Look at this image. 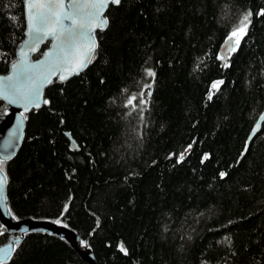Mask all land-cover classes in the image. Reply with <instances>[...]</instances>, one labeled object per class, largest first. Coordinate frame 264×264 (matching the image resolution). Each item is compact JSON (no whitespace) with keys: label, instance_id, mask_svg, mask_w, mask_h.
<instances>
[{"label":"trees","instance_id":"16d2710c","mask_svg":"<svg viewBox=\"0 0 264 264\" xmlns=\"http://www.w3.org/2000/svg\"><path fill=\"white\" fill-rule=\"evenodd\" d=\"M261 9L264 0L110 5L92 63L53 79L49 103L25 114L6 165L11 215L60 220L97 264H264V120L247 141L264 107ZM247 11L248 33L225 68L219 46ZM24 31V0H0V73ZM0 226L2 244L11 233ZM14 247L7 264H88L56 234L26 232Z\"/></svg>","mask_w":264,"mask_h":264},{"label":"snow or ice","instance_id":"6c2138e0","mask_svg":"<svg viewBox=\"0 0 264 264\" xmlns=\"http://www.w3.org/2000/svg\"><path fill=\"white\" fill-rule=\"evenodd\" d=\"M121 3L122 0H67V2L66 0H25L28 51H37L39 44L49 38L52 39L56 51L45 53V56L49 58L45 65V61H40L38 64L29 63L28 52L21 49L19 62L12 65L13 74L0 77V98L6 99L10 104L22 105L24 111L20 115L24 120L28 118L25 114L31 109L39 110L42 90L46 85L53 83L52 77L58 76L60 82H65L73 75H79L92 63L98 47L95 32L97 30L102 32L108 28L109 20L105 15L106 10L110 5L119 6ZM253 15L252 11L244 13L239 24L226 37L225 44L229 45V53H235L239 49L241 41L248 33ZM255 15L264 16V9ZM218 59L225 61L223 67H229L224 56H219ZM147 76L154 79L156 73L147 70ZM223 83L221 80L211 84L209 100ZM144 87L151 89L152 85L145 84ZM144 95L145 93L142 92L141 97ZM147 95L150 96L151 92L149 91ZM136 99L137 97L133 96L128 101L129 105H133ZM141 102L147 103L146 100ZM42 103L46 105L49 101L44 99ZM11 136L19 139L15 131L11 133ZM6 147L14 148L15 145L9 140ZM191 147L192 145H188V149ZM13 156L15 151L0 155V201L5 203V207L7 206L5 189L8 183L6 165ZM184 159L185 153H181L177 162H182ZM207 159L208 156L205 154L204 160ZM225 175L224 172L220 173L221 178ZM64 211H68L67 205ZM55 222L61 223L60 220ZM13 243L18 245L20 238L17 237ZM119 249L125 255L128 254L123 243L119 245ZM15 251V247L0 248V264H7Z\"/></svg>","mask_w":264,"mask_h":264},{"label":"water","instance_id":"95a60500","mask_svg":"<svg viewBox=\"0 0 264 264\" xmlns=\"http://www.w3.org/2000/svg\"><path fill=\"white\" fill-rule=\"evenodd\" d=\"M67 2V0H66ZM106 13V12H105ZM24 15H25V31H24V38L18 45L16 49V57L15 59L10 63L9 68L6 72L0 73V77H6L8 75H12V65L15 63H18L20 60V50L23 49L24 51L28 52V62L31 64H38L40 61H45V65L47 64L49 58L45 56V53L52 52L55 53L56 49L54 48V43L51 38L47 39L49 41L48 45L44 48V50L39 54L37 57H32L33 53H36L38 51L39 46L44 42L40 43L37 51L31 52L28 51V28H27V19H26V8H25V0H24ZM226 40V39H225ZM225 40L220 44L219 46V54L220 56H224L225 60L228 58V48L229 45L225 44ZM46 41V40H45ZM222 63H224V60H221ZM40 70V69H38ZM58 79L57 77H52V79ZM48 86V85H46ZM42 90V96H41V105L43 104L42 101L44 100V90ZM7 105V111L4 113H0V155H4L7 153H10L12 151H17L24 134V128H25V120L20 115L21 112L24 111V108L20 104H10L6 99L1 98ZM264 107L260 110L258 113L254 123L252 124L248 135H247V141L249 142L251 138L254 136V134L259 130L261 123L264 119ZM22 124V127H20ZM17 132V137L19 139L14 138L11 136L12 132ZM67 138L69 139V147L71 149H78L79 146L77 142L74 140V138L71 136L69 132H65ZM11 140L13 144L15 145L14 148H8L6 145L8 144V141ZM5 195H6V189H5ZM7 205V200H6ZM0 223L5 226L6 230L11 233V235L8 237V239L0 244V248L5 247H14V240L19 237L22 238L23 234L30 231H39V232H47L51 234H56L64 239H66L69 244L72 246V248L78 253V255L88 264H97L93 253L88 249L84 248L80 245V238L79 235L70 227L64 225V224H57L52 219L48 218H34L31 216L22 217V218H14L9 209L8 205L5 207V203L3 201H0ZM18 233V234H14Z\"/></svg>","mask_w":264,"mask_h":264},{"label":"bare ground","instance_id":"6f19581e","mask_svg":"<svg viewBox=\"0 0 264 264\" xmlns=\"http://www.w3.org/2000/svg\"><path fill=\"white\" fill-rule=\"evenodd\" d=\"M25 234V233H24ZM78 254V253H77Z\"/></svg>","mask_w":264,"mask_h":264}]
</instances>
